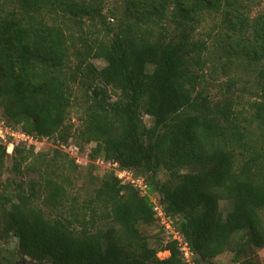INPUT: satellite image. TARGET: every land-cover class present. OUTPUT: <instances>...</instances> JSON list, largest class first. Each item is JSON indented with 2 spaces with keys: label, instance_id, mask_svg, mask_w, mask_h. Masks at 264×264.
Returning <instances> with one entry per match:
<instances>
[{
  "label": "trees",
  "instance_id": "trees-1",
  "mask_svg": "<svg viewBox=\"0 0 264 264\" xmlns=\"http://www.w3.org/2000/svg\"><path fill=\"white\" fill-rule=\"evenodd\" d=\"M8 1L0 15V117L33 140H76L82 153L92 145L84 154L90 162L132 172L147 194L92 163L94 196L74 199L67 211L69 179L20 185L0 195V242L16 241L0 264H185L154 196L197 264L231 250L249 255L235 264H253L264 249V68L250 100L235 80L220 85L207 74L218 54L201 31L223 13L229 25L218 39L235 43L224 48L229 62L259 65L264 14L251 19L247 0H122L111 24L107 0ZM24 145L10 156L0 142V168L11 157L20 171L34 156ZM222 202L230 205L226 214ZM60 208L63 214H52ZM158 224L164 237L143 234Z\"/></svg>",
  "mask_w": 264,
  "mask_h": 264
},
{
  "label": "rangeland",
  "instance_id": "rangeland-1",
  "mask_svg": "<svg viewBox=\"0 0 264 264\" xmlns=\"http://www.w3.org/2000/svg\"><path fill=\"white\" fill-rule=\"evenodd\" d=\"M122 3V0H107L104 14L111 24L117 23L113 16L115 14V9L117 8L118 12H122ZM245 3L248 5L247 14L251 19H255L258 16L264 14V0H247ZM10 6L11 2L8 0H0V15H2L5 11L8 12ZM59 18L58 21L60 22L62 18ZM224 21H227V19L223 13L215 14L206 21L204 28L201 31L203 38L208 40V44L212 46V53L218 54L216 57L212 58L214 69L207 70V74H210L211 72L215 73L216 77L218 78L217 82L220 85L225 84L228 82V80H235L237 87L240 89V94L243 92L244 97L247 100H250L252 97H254V87L257 86L258 71L264 68V63L251 66L248 61L237 60L236 58H231L232 61L229 62V55L224 48H229L227 46L228 43L230 46L234 45L235 43L233 41L224 42L223 39H218V37L224 35V32L222 31H225L229 25V22L224 25ZM212 28H215V30L212 32V35L209 36ZM95 64L99 68H103L105 66V64L100 60H96ZM211 66L212 64L210 63L209 67ZM217 84H215V86ZM216 92L217 90H212L213 94ZM0 114H3L1 108ZM78 114L79 111L75 110L72 115V123L79 128L81 124L78 119ZM145 122L148 126H153V123L149 117H145ZM72 142L75 144L76 140H72ZM71 144L68 146H60L56 145L53 140H35L34 144H31V146L30 144L24 145V147L28 150L30 148H34V156L30 157L28 162L21 168L20 171L17 172L13 167V159L11 157H7L2 168H0V195L4 194L5 196H9L14 194L19 190L20 185L23 186L24 190H28L32 183L43 185L47 180H53L61 183L63 180L69 179L70 183L65 184V188L67 189L68 193L64 203V211H67L68 208L71 209L74 199H78L76 200L77 203H83L84 200L92 198L94 196L95 190L98 187V182L96 180V174L89 172L91 171V169H89L90 166H95L97 172L104 174L106 171L113 170V164L105 163L102 159H96L95 161L92 160V162H90V159H88L89 157H86L84 154H87V152L88 154H91L93 148L92 145H85L84 148L87 150L84 153L80 151L78 154L77 151H71L70 148L74 146V144ZM56 151H58L62 156L56 155ZM65 155L69 158L64 157ZM72 159H78L79 164L82 166H79V169L77 170L74 169V167H71L70 161ZM89 163L92 164L89 166ZM41 199L42 196L40 201ZM152 200L156 206H159V201L155 196L152 198ZM41 207L48 212L46 207L42 205ZM221 208L224 214H226L230 208V205L226 202H222ZM63 213L64 212L61 208L53 210L52 212L53 215ZM142 232L147 237H154L158 234H161V237H164L159 224L153 228L143 227ZM0 244V256H4L6 255V251L15 248L16 241H12L10 245L8 243L2 244L1 242ZM239 254L240 253H238V251L236 253L231 250L217 258L213 264H235L234 260L236 258L244 261L249 257V255L246 258L240 256ZM169 256L170 254L166 252L160 253L158 257L160 259H166ZM253 264H264V249L257 251Z\"/></svg>",
  "mask_w": 264,
  "mask_h": 264
},
{
  "label": "built area",
  "instance_id": "built-area-1",
  "mask_svg": "<svg viewBox=\"0 0 264 264\" xmlns=\"http://www.w3.org/2000/svg\"><path fill=\"white\" fill-rule=\"evenodd\" d=\"M0 142L7 145V153L12 156L15 150V147L19 143L31 144L33 145L35 140L25 135L22 130H16L13 127H10L1 117H0ZM71 151H77L80 153V150L77 147L72 146ZM77 163H79L77 159ZM113 170L115 171L116 176L119 180L122 181V184H130L140 189L142 194H147V187L143 180L136 179L132 172L120 170L118 165H112ZM157 212V217L160 221V224L165 228V232L170 237L171 241L178 243V248L183 256L185 264H197L196 256L189 244L185 241L183 236L177 230L174 222L169 219L160 206L155 207Z\"/></svg>",
  "mask_w": 264,
  "mask_h": 264
}]
</instances>
